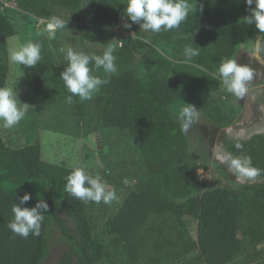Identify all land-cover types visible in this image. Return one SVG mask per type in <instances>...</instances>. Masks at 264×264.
I'll return each instance as SVG.
<instances>
[{
	"label": "trees",
	"instance_id": "1",
	"mask_svg": "<svg viewBox=\"0 0 264 264\" xmlns=\"http://www.w3.org/2000/svg\"><path fill=\"white\" fill-rule=\"evenodd\" d=\"M7 1L21 11L0 6V86L10 73L7 39L43 23L31 40L20 39L42 45L40 63L28 68L29 90L18 96L30 105L26 116L11 129L0 122V264H45L50 229L68 247L53 264H264V171L240 179L224 164L211 171L190 152L175 119L183 102L218 130L239 119L234 96L221 100L217 70L222 58L236 59L239 47L259 34L243 20L249 14L245 0H188L186 20L171 31L145 32L133 24L128 36L114 39L122 45L114 52L117 73L93 68L107 83L91 100L73 96L70 104L60 78L62 31L49 39L44 24L53 15L65 18L76 26L79 44L92 43L102 28L126 17V0ZM186 45L199 47L190 62ZM103 49L86 54L101 55ZM262 72L257 105L264 104V65ZM51 131L59 140H95L94 152L85 148L79 167L100 175L117 200L85 204L64 191L74 167L57 155L44 158L40 135ZM220 149L243 151L264 170V132L247 138L222 132ZM200 170L219 178L197 192ZM25 192L32 196L25 206L38 199L49 205L40 234L27 238L7 227L15 194Z\"/></svg>",
	"mask_w": 264,
	"mask_h": 264
},
{
	"label": "clouds",
	"instance_id": "2",
	"mask_svg": "<svg viewBox=\"0 0 264 264\" xmlns=\"http://www.w3.org/2000/svg\"><path fill=\"white\" fill-rule=\"evenodd\" d=\"M245 3L249 14L243 20L247 25H254L259 33L254 40L249 39L252 44V56L258 63L264 64V0H245ZM11 5L9 3V6ZM190 7L188 0H126L124 14L130 23H124L123 27L130 29L133 24H137L145 32L171 31L186 20ZM67 23L63 18L53 15L44 24L43 32L48 33L49 39H53L58 31L67 27ZM117 42L107 44L101 55L86 54L71 46L59 49L65 61L60 78L67 92L71 94L66 96V103H72L73 96H78L81 101L91 100L101 86L107 83L99 75L92 74L93 68L97 71L102 69L106 75L117 73L114 52L117 46H122ZM41 50L40 43L29 41L12 50L10 60L25 68H35L42 59ZM199 54V47L186 45L184 48L186 62H190ZM217 71L223 89L237 98L246 95L248 84L254 78V70L235 58H222ZM16 85L17 83L14 86H0V122L5 129L17 126L25 118L30 106L19 100ZM175 118L180 123L181 133L187 134L191 126L199 120L200 111L195 105L183 102L175 113ZM236 148L242 150L243 145L237 143ZM218 159L237 179L254 178L264 171L253 166L252 158L243 154V151L240 155L225 152ZM65 181L64 191L85 204H111L118 199L115 189H109L100 175H93L83 167H74L65 177ZM124 183H128L127 179ZM15 196L18 203L12 205V219L7 225L8 229L23 238L30 234L38 236L44 219L43 214L49 211L48 203L45 199H38L35 206L27 207L25 205L32 199L30 193Z\"/></svg>",
	"mask_w": 264,
	"mask_h": 264
},
{
	"label": "rangeland",
	"instance_id": "3",
	"mask_svg": "<svg viewBox=\"0 0 264 264\" xmlns=\"http://www.w3.org/2000/svg\"><path fill=\"white\" fill-rule=\"evenodd\" d=\"M1 5L3 8L8 9V11H21L20 8H18L15 4L9 6V3H6V0H0V6ZM124 23H130V20H128L127 17H124L119 20V22L114 25L113 28L112 26L104 29L102 28L94 42L91 43L85 41L84 44L81 45L79 44V41H77L79 33L75 28L76 26L68 22L67 27L60 33V48L71 46L75 50L83 51L85 53H89L92 51V49L105 48L107 46V38L111 37L112 42H115L114 39L116 40L119 37L125 35L128 36L130 34L128 29L123 27ZM41 24L42 21L37 22L33 28H28L27 30L20 29L18 36L7 39L10 61V73L7 85L14 86L17 83L16 90H18L19 93H21L23 90H29L31 79L28 68H25L23 65L19 66L10 60V52L23 44L20 41L21 38L24 40H31V38L34 37V32H38V34L39 32H42L39 30L41 27L39 25ZM44 35L49 38L48 33L45 32ZM236 60L242 64H248L254 70V78L248 84V92L246 95L243 98H237L233 95L234 101H232L231 104L236 108L237 117L239 119L230 127L218 130L209 122L208 119L200 114L199 120L191 126L188 133L186 134L190 152L200 159V161L208 164V167H210L211 171L213 170L212 168H214L213 166L222 164L218 159V157L223 155L220 149L222 132L232 136L234 135L236 138H247L256 131L264 132V104L257 105L256 101L253 99V97H256V90H260L261 88L260 81L263 77L262 66L264 64L258 63L253 58L252 44L250 41L239 47V53L236 57ZM62 61L65 63L64 56ZM227 94L230 93H228L222 87L220 89V95H222L221 100L222 97L226 99L225 96ZM212 97L217 98L216 94L212 95ZM48 125H53V120H51ZM40 137L44 158L47 160H53V156L57 155V158H59L58 161H60L61 158L66 159L67 161L64 162L69 167L80 166V161L82 160L85 148H87L90 152H94L96 145L95 140L92 137L84 142L80 140L72 141L67 138H62L59 140L55 138V134H53L52 131L44 132L42 135H40ZM83 166L88 167V164L84 165L83 163ZM198 174L199 181L196 189L197 192H202L211 185L215 178H219V175L217 176L215 173L211 174V172H203L201 170L198 171ZM237 182L242 183V180L236 181L235 183ZM69 226L72 227L70 223ZM48 245L49 255H47L48 261L46 260L45 264H53L65 252L68 251L66 243L61 238H59V232L56 229H50V231H48Z\"/></svg>",
	"mask_w": 264,
	"mask_h": 264
},
{
	"label": "flooded vegetation",
	"instance_id": "4",
	"mask_svg": "<svg viewBox=\"0 0 264 264\" xmlns=\"http://www.w3.org/2000/svg\"><path fill=\"white\" fill-rule=\"evenodd\" d=\"M253 99L256 101V97H253Z\"/></svg>",
	"mask_w": 264,
	"mask_h": 264
},
{
	"label": "crops",
	"instance_id": "5",
	"mask_svg": "<svg viewBox=\"0 0 264 264\" xmlns=\"http://www.w3.org/2000/svg\"><path fill=\"white\" fill-rule=\"evenodd\" d=\"M256 132H257V131H256ZM256 132H255V133H256ZM258 132H259V131H258Z\"/></svg>",
	"mask_w": 264,
	"mask_h": 264
}]
</instances>
